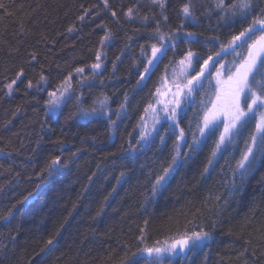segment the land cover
Wrapping results in <instances>:
<instances>
[{
    "label": "trees",
    "instance_id": "1",
    "mask_svg": "<svg viewBox=\"0 0 264 264\" xmlns=\"http://www.w3.org/2000/svg\"><path fill=\"white\" fill-rule=\"evenodd\" d=\"M162 2L163 8L152 0H107V6L105 0H0V264H153L141 256L146 249L200 230L209 233L206 246L162 264H264V153L257 152L243 179L236 170L255 120L207 173L215 138L195 151L182 147L155 193L152 185L175 154L171 122L162 120L159 133L137 143L144 109L175 61L189 50L201 60L218 52L264 19V0H251L246 14L237 15L229 9L235 0H224V8L219 0ZM186 3L192 16L181 11ZM152 44L174 47L141 80ZM94 63L101 64L95 73ZM21 69L9 95L6 85ZM69 75L53 113L49 93L59 96ZM211 91L205 79L178 115L188 144ZM103 97L106 115L79 114ZM55 157L67 166L49 177L43 169Z\"/></svg>",
    "mask_w": 264,
    "mask_h": 264
},
{
    "label": "snow or ice",
    "instance_id": "2",
    "mask_svg": "<svg viewBox=\"0 0 264 264\" xmlns=\"http://www.w3.org/2000/svg\"><path fill=\"white\" fill-rule=\"evenodd\" d=\"M153 3H158L161 8L164 7L162 0H152ZM105 6H107V0H105ZM0 7H3L0 4ZM218 8H224V0H219L217 3ZM251 8V0H235V2L229 5L231 15L246 14L247 10ZM185 17L192 16V11L189 4H185L181 9ZM133 10L128 9L126 15L131 18ZM87 15L85 10L84 15L79 19L82 21ZM115 16L116 13L112 12ZM146 20L147 17H144ZM167 19V17H165ZM69 32L73 31L72 27H69ZM259 33V35H257ZM189 35H192L189 33ZM243 38V39H242ZM109 39V35L106 34L101 40V44L105 40ZM160 41H163L165 37L161 35ZM237 41H240L237 44ZM246 48V53L243 49ZM240 49V51H238ZM234 54V59L231 61L230 66L226 69V79H222L224 76L225 65L220 63L219 60H214L213 56H208L201 63V58L191 50L178 61L176 68L172 70V85L175 88V92L172 93V100L165 102L163 107L159 109L165 114V117L171 123L168 125V129L172 135L176 137V143L173 146L174 155L171 157V161L167 167L162 168V174L158 175L155 183L152 185V191L155 193L161 183L166 180V177L174 171V166L177 165L178 159L181 156V148L187 147L189 151L197 150L201 143L206 142L208 139L215 138V146L211 152V156L208 159V166L204 168V172L209 171V167L213 164L217 154L220 153L226 145L232 143L233 139L239 134L241 129H244L252 120H255V134L250 137V143L246 144L245 151L242 153L240 160L236 165V170L239 172L240 178L243 179L248 169L254 164L257 158V152L264 153V19L256 18L253 20L252 25L240 31L238 35H233L227 45H221L220 51L215 55L219 57L221 53ZM167 54V49H164L161 45L158 47L156 44L151 45V57L147 59L146 66L142 73H140V79L143 80L145 75H150L156 64H158L164 56ZM35 58V54H33ZM100 53L97 52L96 60L100 61ZM154 62H156L154 64ZM198 65V68L195 66ZM217 65H219L217 67ZM100 63H94L91 65L93 73L100 69ZM83 67H77L75 72L80 74L84 72ZM215 71V77H212V72ZM207 73V76L205 75ZM24 75L23 69L16 74V79L12 80L6 85L8 94L11 95L13 85L17 80ZM202 78L208 79L209 86L211 88L212 78L216 80V87L213 90V95L216 101L211 100L208 103L211 107L205 104L203 109V116L196 124V132L192 133V143L188 144L185 138V131L180 127V119H178V109L181 106V100H188L192 94L202 87ZM71 75L66 78L58 91L60 95L57 96V92H50V97H55L49 101V108L55 113L64 99V93L67 91ZM41 81L45 80V77L41 75ZM139 83V82H138ZM32 81H28V87L31 88ZM161 94V89H156V95ZM223 97V99H222ZM126 99V98H125ZM160 103L159 100L156 101ZM79 104V101H78ZM98 105V106H97ZM171 105V106H170ZM120 109H124V104L120 105ZM151 109V119L153 121L151 130H148L147 123L138 125L143 130L140 133V141L148 143V138L152 136V132L159 133V129L156 128V124L160 123L159 114L152 103L144 109L145 114L149 113ZM108 110V97L97 99L93 101V106L90 109L79 108V114L84 118H92L99 114H107ZM181 111H183L181 109ZM119 112L117 117L119 118ZM223 117V119H221ZM141 121H144V117H141ZM116 121L110 120L111 125H115ZM222 127V131L220 130ZM177 129L179 130L177 133ZM217 133H219L217 137ZM161 143L164 142V136H159ZM180 141H184L183 144ZM256 149V151H254ZM132 153L135 152L134 148H130ZM67 164H61L60 158L55 157L49 163L46 164L43 171L47 172L51 177L54 174L60 172L62 167H66ZM123 175V173H121ZM39 188V186H37ZM29 193V196H32ZM24 200H28V197H24ZM23 203V201H21ZM147 224V221H145ZM143 232V229H141ZM209 238V233L200 230L184 233L180 238L171 241L167 247H155L146 249L149 256L155 254L153 264H162L163 258L166 254L177 255L180 253L187 254L196 248L206 246V241ZM142 239V238H141ZM52 239L47 241V244H52Z\"/></svg>",
    "mask_w": 264,
    "mask_h": 264
},
{
    "label": "rangeland",
    "instance_id": "3",
    "mask_svg": "<svg viewBox=\"0 0 264 264\" xmlns=\"http://www.w3.org/2000/svg\"><path fill=\"white\" fill-rule=\"evenodd\" d=\"M259 35V34H258ZM240 42L239 41H237V44H239ZM246 48H247V46H245V48L243 49V51L246 53ZM238 51H240V49H238ZM234 59V54H232V56H231V58H230V60H229V58H228V61L229 62H222V64H224L225 65V68H226V65H228V67L230 66V63H231V61ZM181 60V58L180 59H178V60H176L175 62L177 63V61H180ZM176 66H177V64L176 65H172L169 69H168V73L166 74V76L164 77V79H163V81H162V83H160L161 85H160V89H161V94L159 95V96H156V99L154 100V102H153V106H154V108H156L157 109V111H159V109H161L162 107H163V105H164V103L165 102H168V101H171L172 100V93L173 92H175V88H174V86L172 85V83H171V81H172V70H173V68H176ZM219 66V65H218ZM217 66V67H218ZM207 74V73H206ZM205 74V75H206ZM207 76V75H206ZM226 76H227V72H226V69H224V76H222L221 78L222 79H226ZM212 77H215V71L213 70V72H212ZM203 79V78H202ZM208 84H209V82H208ZM211 87H212V91H211V94H209V98H208V100L207 101H209V100H211V101H213V102H217L216 101V98H215V96L212 94L213 93V90L215 89V87H216V80L214 79V78H212V84H211ZM222 99H223V97H222ZM157 100H159L160 101V103L159 104H157L156 103V101ZM186 100H181V106H180V109H178L177 111H178V114L180 113V112H182L181 111V109L184 111L185 110V108H186ZM217 103H219V102H217ZM206 104H207V106L208 107H211V104L210 103H208V102H206ZM171 106V105H170ZM161 112V115L159 116V118H160V122H162V120H166V121H168L167 119H166V117H165V114L162 112V111H160ZM151 115H152V111H151V109L149 110V113L146 115V117H144V121H142V123H147V126H148V130L150 131L151 130V127H152V123H153V121H152V119H151ZM202 116H203V113H202ZM221 119H223V117H221ZM255 123H256V121H255ZM255 123H253V127L255 126ZM160 123H158V124H156V127L159 125ZM222 128V127H221ZM143 130V129H142ZM223 129H221V131H222ZM254 134H255V130H254ZM218 135H219V133H218ZM183 141H180V143H182ZM170 243V242H169ZM169 243H167V244H165L164 246H163V248L164 247H167L168 246V244ZM184 254L183 253H180V254H177V255H173V254H166L165 256H164V258L166 259L167 257H171V258H174V257H177V256H183ZM149 258H155V254L153 253V255L151 256V257H149Z\"/></svg>",
    "mask_w": 264,
    "mask_h": 264
},
{
    "label": "water",
    "instance_id": "4",
    "mask_svg": "<svg viewBox=\"0 0 264 264\" xmlns=\"http://www.w3.org/2000/svg\"><path fill=\"white\" fill-rule=\"evenodd\" d=\"M155 63H156V62H154V64H155ZM156 66H157V64H156ZM156 66H155V67H156ZM155 67H154V68H155ZM153 70H154V69H153ZM153 70H152V71H153ZM147 76H148V75H145V78H146ZM141 256H143V257H150L147 251L144 252V253H142Z\"/></svg>",
    "mask_w": 264,
    "mask_h": 264
}]
</instances>
